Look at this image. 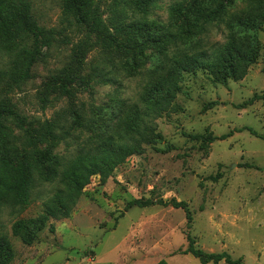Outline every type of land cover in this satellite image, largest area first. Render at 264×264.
Returning <instances> with one entry per match:
<instances>
[{"label": "rangeland", "instance_id": "374dc122", "mask_svg": "<svg viewBox=\"0 0 264 264\" xmlns=\"http://www.w3.org/2000/svg\"><path fill=\"white\" fill-rule=\"evenodd\" d=\"M30 1L39 24L58 31V43L35 65L33 78L10 95L23 115L34 122L45 121L84 104L93 116L94 106L108 105L118 111L124 100L139 101L150 68L161 58L155 51L149 52L153 57L137 77L114 72L107 65L114 79L95 85L92 93L79 91L72 102L57 94L44 101V84L65 66L74 45L88 31L65 11L64 0ZM131 2L95 0L94 8L106 22L116 15L132 22L140 16ZM175 2L159 0L149 19L167 23L168 6ZM225 34L224 29L213 28L205 49L223 43ZM91 40L95 46L88 55V67H103L104 54L94 37ZM260 40L261 56L243 80L222 85L205 71L187 74L175 100L177 111L156 120L164 142L145 145L142 154L129 157L106 183L93 177L70 216L51 219L32 245L12 234V224L43 213L45 202L61 186L39 183L28 207L16 213L6 209L0 224L14 249L11 264H157L163 259L170 264H202L183 253L188 234L208 253L227 252L243 264H264V139L249 131L264 135V100L241 107L255 94L264 95V27ZM209 103L214 106L204 111ZM69 130L72 139L55 151L61 157L95 144L107 132ZM194 135L230 136L204 145ZM135 199L185 201L193 223L188 225L183 209L171 206L127 208Z\"/></svg>", "mask_w": 264, "mask_h": 264}, {"label": "trees", "instance_id": "16d2710c", "mask_svg": "<svg viewBox=\"0 0 264 264\" xmlns=\"http://www.w3.org/2000/svg\"><path fill=\"white\" fill-rule=\"evenodd\" d=\"M95 0H64V9L87 29L88 36L74 45L68 62L44 84L43 100L57 94L71 102L79 91L92 93L95 85L111 81L108 65L127 77L144 72L155 51L160 60L150 68L139 101H122L119 110L110 106H94L93 116L86 105L73 106L45 121L23 115L10 95L33 78V68L58 43V31L46 28L36 19L30 0H0V216L28 207L39 183H58L61 188L45 202V210L37 217L18 219L12 234L32 245L51 219L68 218L93 177L101 183L133 155L145 151V145L164 142L157 131L156 120L175 112V100L183 88L185 76L205 71L216 84L243 80L261 56L260 32L264 27V0H176L168 6L167 23L149 19L159 0H132L140 19L127 22L116 15L106 22L94 8ZM239 3L244 6L239 8ZM224 29L225 41L213 44L210 32ZM104 54L103 67H88V55L94 42ZM114 79V76L113 78ZM264 95L255 94L241 107H247ZM204 111L214 103L207 104ZM114 119L117 123L111 125ZM95 132L106 129L92 145L80 147L75 154L59 156L55 151L72 139L71 131ZM251 134L264 135L249 129ZM212 135H194L195 140L211 144L225 140ZM214 179V178H212ZM183 209L190 226L194 217L185 201L135 199L127 208L152 205ZM0 224V264H11L15 253ZM54 232V226H50ZM183 252L202 264H243L227 252L208 253L199 248L192 235ZM157 264H170L160 260Z\"/></svg>", "mask_w": 264, "mask_h": 264}]
</instances>
